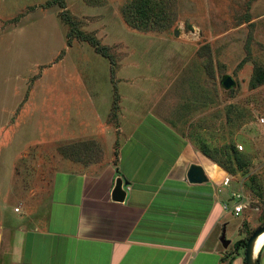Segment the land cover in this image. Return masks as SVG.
Returning <instances> with one entry per match:
<instances>
[{"label":"rangeland","instance_id":"1","mask_svg":"<svg viewBox=\"0 0 264 264\" xmlns=\"http://www.w3.org/2000/svg\"><path fill=\"white\" fill-rule=\"evenodd\" d=\"M65 1L110 59L71 33L52 0H0V264L16 230L45 227L56 172L116 164L126 93L127 126L155 116L230 177L229 197L240 192L247 208L232 216L227 202L226 237L247 242L264 225V83L254 84L264 0ZM222 150H237L248 173Z\"/></svg>","mask_w":264,"mask_h":264},{"label":"crops","instance_id":"2","mask_svg":"<svg viewBox=\"0 0 264 264\" xmlns=\"http://www.w3.org/2000/svg\"><path fill=\"white\" fill-rule=\"evenodd\" d=\"M132 121L127 126L126 93L116 164L56 172L45 227L16 230L7 264H245L234 247L241 239L228 248L221 243L229 226L223 206L233 194L226 176L163 120ZM193 164L207 183L188 181ZM120 177L129 186L125 200L115 202ZM258 259L264 264V244Z\"/></svg>","mask_w":264,"mask_h":264},{"label":"trees","instance_id":"3","mask_svg":"<svg viewBox=\"0 0 264 264\" xmlns=\"http://www.w3.org/2000/svg\"><path fill=\"white\" fill-rule=\"evenodd\" d=\"M48 5H57L62 9L61 12V18L62 20H64L67 24H69L71 26V33H73L76 37H78L79 40L82 41H86L88 42L98 54H101L103 57L109 58L110 59V55L108 54V48L106 46H102L101 43L99 42V40L93 36V35H86L84 34L82 31L78 30L77 28V24L76 22H74L73 20H71V18L68 15V12L66 10V1L65 0H52V2H50ZM70 45V44H69ZM112 66V74H113V65L114 63L111 61ZM112 78H114V75H112ZM255 83L254 84H258L261 85L264 83V71H260L257 74V77L255 78ZM116 94H115V98H114V110H118V101H119V94L117 92V88L115 89ZM203 153L212 158L211 156V152L207 149V148H203ZM222 155L225 156V161L228 162H232L233 165H236L237 170H241L244 173H248L249 167H250V162L243 158L241 155H239V153L237 152V150L234 151V154L230 155V154H226L223 150L221 151ZM220 164V163H219ZM232 171H234L232 169ZM253 189V188H251ZM247 242L245 240H240L237 241L234 244V247L236 250H239L241 248H246ZM259 262V259H258Z\"/></svg>","mask_w":264,"mask_h":264},{"label":"water","instance_id":"4","mask_svg":"<svg viewBox=\"0 0 264 264\" xmlns=\"http://www.w3.org/2000/svg\"><path fill=\"white\" fill-rule=\"evenodd\" d=\"M222 85L225 89L230 90L236 86L235 80L229 76H224L222 80ZM188 181L192 184H203L208 182V177L205 173V170L199 165H191L188 174ZM129 184L124 180V178H118L115 182V187L112 192V199L115 202H123L125 200V196L127 194V190L124 187H128ZM264 234V225L258 228L252 236L247 241L246 249H245V264H259L258 262V254H255L256 243L261 235ZM221 243L225 248H228L231 244L230 240L226 239V229L223 230L221 236Z\"/></svg>","mask_w":264,"mask_h":264},{"label":"built area","instance_id":"5","mask_svg":"<svg viewBox=\"0 0 264 264\" xmlns=\"http://www.w3.org/2000/svg\"><path fill=\"white\" fill-rule=\"evenodd\" d=\"M231 179L230 177H225L223 180L224 186H230ZM231 200L233 201L234 205L231 209V212L234 216L239 217L243 211L247 208V205L244 202V196L240 192H235L232 194ZM225 211H229L230 206L228 204H224L223 206Z\"/></svg>","mask_w":264,"mask_h":264},{"label":"bare ground","instance_id":"6","mask_svg":"<svg viewBox=\"0 0 264 264\" xmlns=\"http://www.w3.org/2000/svg\"><path fill=\"white\" fill-rule=\"evenodd\" d=\"M264 244V234L261 235L256 243V248H255V254H257V252H259V250L262 248Z\"/></svg>","mask_w":264,"mask_h":264}]
</instances>
